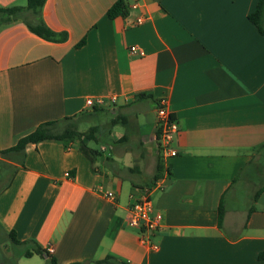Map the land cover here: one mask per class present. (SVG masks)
Returning <instances> with one entry per match:
<instances>
[{
  "label": "crops",
  "instance_id": "0c3cea01",
  "mask_svg": "<svg viewBox=\"0 0 264 264\" xmlns=\"http://www.w3.org/2000/svg\"><path fill=\"white\" fill-rule=\"evenodd\" d=\"M115 1L46 0L42 18L66 33L62 42L20 21L0 27V150L42 122L69 117L85 132L83 120L98 119L89 127L94 139L46 140L23 157L0 156L2 236L13 230L21 241L52 245L57 264H94L107 255L127 264H264L257 258L264 185L253 201L239 184L259 172L250 166L264 148V35L248 19L257 0H122L125 14L110 18ZM134 2L137 9L129 7ZM25 4L0 0V7ZM141 12L150 19L132 24ZM131 45L144 54H130ZM111 95L112 104L85 107L89 96ZM161 97L178 124L177 154L167 158L154 114ZM108 110L113 117L100 121ZM147 186L161 214L149 234L156 250L126 225L130 195ZM9 249L2 256L20 251ZM46 261L41 254L16 260Z\"/></svg>",
  "mask_w": 264,
  "mask_h": 264
},
{
  "label": "trees",
  "instance_id": "16d2710c",
  "mask_svg": "<svg viewBox=\"0 0 264 264\" xmlns=\"http://www.w3.org/2000/svg\"><path fill=\"white\" fill-rule=\"evenodd\" d=\"M46 0H26L24 6H9L0 7V27L11 24L16 21H20L25 24L28 30L37 35L38 37L52 42H62L66 39L67 35L64 32H55L51 30L44 22L41 10ZM125 7L122 0L115 1L107 10L108 17L112 18L116 15H124ZM248 19L255 25L258 32L264 35V0H257L254 9L248 14ZM83 40L77 43V46L83 44ZM97 107H93V109ZM72 118L65 117L61 120H53L40 123L34 130L28 134L20 137L17 142L6 149L0 150V156L6 157L15 155H24L25 149L41 141L56 140L61 142L64 146H67L74 140L82 141L85 139H94V127L89 128L88 131L81 132L77 129L76 125L71 121ZM82 150L84 146L82 145ZM86 152V151H85ZM161 165L157 166L156 173L160 174ZM263 188L258 189L253 194V201H255L262 191ZM253 205L250 206L249 210H252ZM224 208L222 199L218 205L217 223L221 226L223 218ZM8 239L12 247L20 248L17 254L9 257L0 256V263L2 264H17L16 260L18 257H30L33 254H41L47 257L45 264H57L55 259L50 255L46 254V250L38 246L32 240H19L15 232L11 230L8 233ZM17 252V250H16ZM257 258L264 260V250L257 254ZM94 264H127L125 261L113 255H107L102 259L93 261ZM78 264V263H72Z\"/></svg>",
  "mask_w": 264,
  "mask_h": 264
},
{
  "label": "built area",
  "instance_id": "2783aa9c",
  "mask_svg": "<svg viewBox=\"0 0 264 264\" xmlns=\"http://www.w3.org/2000/svg\"><path fill=\"white\" fill-rule=\"evenodd\" d=\"M131 9H137L139 4L132 3L129 6ZM150 19L148 15L142 12L136 15L133 19L134 25L143 24ZM128 51L132 55H143L142 48L131 45ZM115 95L111 96H89L85 98L84 104L86 108L92 109L93 107H100L106 104H112L116 101ZM154 114L156 120V128L158 131V147L163 158L175 156L177 150L173 147V140L178 131V124L172 117L168 101L166 98L161 97L156 101L154 107ZM154 186L158 189L162 188L159 181L154 182ZM153 187L139 188L136 193L130 195V204L126 214V225L128 228L136 229L139 238L142 242L149 244L152 250L158 248L157 243L149 242V234L158 228L161 220V214L155 211L150 200V192ZM103 195L107 198L113 199L114 193L110 190L103 191ZM54 251L52 245L46 248V254L51 255Z\"/></svg>",
  "mask_w": 264,
  "mask_h": 264
},
{
  "label": "rangeland",
  "instance_id": "374dc122",
  "mask_svg": "<svg viewBox=\"0 0 264 264\" xmlns=\"http://www.w3.org/2000/svg\"><path fill=\"white\" fill-rule=\"evenodd\" d=\"M112 117H113V114L110 110L100 112L98 115V118L102 122H106L110 120ZM96 121H98L97 118L87 117L86 120H83L81 128L87 131V128H89L91 125H94ZM99 145H100V142H97V143L89 142V146L96 148V149L99 147ZM254 167H258L259 172L257 173L256 171H252L250 175H248V173L245 174V177H242L240 179L241 183H239L242 194L249 196L251 198L254 192H256L258 189H260L264 185V148L260 150L255 156L250 168L252 170H255L253 169ZM0 241H1L0 242V256H1L2 254L1 251L5 249V247H7V249L9 247L12 250V245L8 237L4 238L1 232H0ZM15 250H18V248H15Z\"/></svg>",
  "mask_w": 264,
  "mask_h": 264
}]
</instances>
